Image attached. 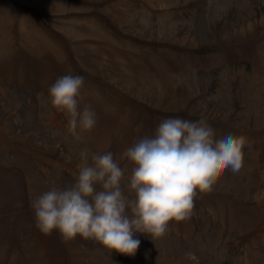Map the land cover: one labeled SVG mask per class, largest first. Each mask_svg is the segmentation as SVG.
Returning <instances> with one entry per match:
<instances>
[{
	"label": "rangeland",
	"instance_id": "rangeland-1",
	"mask_svg": "<svg viewBox=\"0 0 264 264\" xmlns=\"http://www.w3.org/2000/svg\"><path fill=\"white\" fill-rule=\"evenodd\" d=\"M63 75L84 78L93 130L52 107ZM170 117L248 139L188 219L131 256L36 228L31 202L73 184L82 151L130 175L123 152ZM0 264H264V0H0Z\"/></svg>",
	"mask_w": 264,
	"mask_h": 264
},
{
	"label": "clouds",
	"instance_id": "clouds-1",
	"mask_svg": "<svg viewBox=\"0 0 264 264\" xmlns=\"http://www.w3.org/2000/svg\"><path fill=\"white\" fill-rule=\"evenodd\" d=\"M84 83L81 76L63 75L48 88L70 131H91L97 123L90 105L79 107ZM246 146L244 135L217 138L205 119L165 118L123 152L130 175L110 151H82L75 182L52 186L31 202L35 226L46 236L56 231L65 242L80 236L134 255L141 243L137 233L159 237L171 221L190 217L198 194L211 191L225 173L238 174Z\"/></svg>",
	"mask_w": 264,
	"mask_h": 264
}]
</instances>
